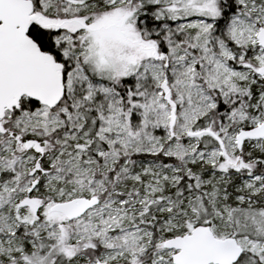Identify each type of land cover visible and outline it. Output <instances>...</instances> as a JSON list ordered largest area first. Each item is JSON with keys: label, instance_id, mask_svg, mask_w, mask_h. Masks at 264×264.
I'll list each match as a JSON object with an SVG mask.
<instances>
[{"label": "snow or ice", "instance_id": "1", "mask_svg": "<svg viewBox=\"0 0 264 264\" xmlns=\"http://www.w3.org/2000/svg\"><path fill=\"white\" fill-rule=\"evenodd\" d=\"M0 264H264V0H0Z\"/></svg>", "mask_w": 264, "mask_h": 264}]
</instances>
